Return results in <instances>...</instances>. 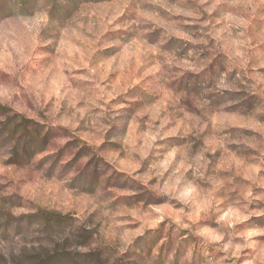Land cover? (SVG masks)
<instances>
[{
	"label": "rangeland",
	"instance_id": "1",
	"mask_svg": "<svg viewBox=\"0 0 264 264\" xmlns=\"http://www.w3.org/2000/svg\"><path fill=\"white\" fill-rule=\"evenodd\" d=\"M0 105V264H264V0H0Z\"/></svg>",
	"mask_w": 264,
	"mask_h": 264
},
{
	"label": "trees",
	"instance_id": "2",
	"mask_svg": "<svg viewBox=\"0 0 264 264\" xmlns=\"http://www.w3.org/2000/svg\"><path fill=\"white\" fill-rule=\"evenodd\" d=\"M0 113L7 114L8 109L2 105H0ZM1 132L7 133L9 137L14 139V137H18L16 139L21 140L25 139L26 142H24L23 147L21 148V153L25 154L27 150H30L32 148L31 143H29L26 139H29L28 137H25L26 133L21 132L20 128L19 130L14 129L11 127L10 123H4V127L2 128ZM0 132V133H1ZM2 135V134H0ZM28 136V135H27ZM30 140V139H29ZM19 146L15 147V152H18ZM63 218L59 214L56 213H48V212H41L40 214L37 215H28L24 216L22 218L18 219V223L16 224L17 226H23V225H28L30 226L34 222L37 223H43V225H46L48 228L49 227H57L59 228V224L62 222ZM57 236L59 238V233H57ZM42 256L38 255L37 259L35 262H31L32 264H59L60 263V257H59V245L56 244L55 248L52 250V252H47L44 251L41 254ZM46 255V256H45Z\"/></svg>",
	"mask_w": 264,
	"mask_h": 264
}]
</instances>
